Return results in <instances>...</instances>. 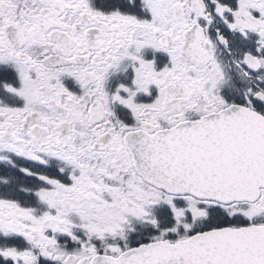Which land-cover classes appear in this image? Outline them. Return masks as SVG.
Masks as SVG:
<instances>
[{"label":"snow or ice","instance_id":"snow-or-ice-1","mask_svg":"<svg viewBox=\"0 0 264 264\" xmlns=\"http://www.w3.org/2000/svg\"><path fill=\"white\" fill-rule=\"evenodd\" d=\"M0 264H264V0H0Z\"/></svg>","mask_w":264,"mask_h":264}]
</instances>
